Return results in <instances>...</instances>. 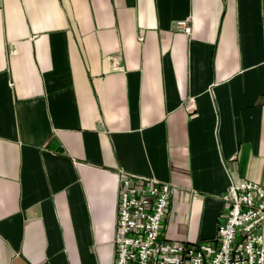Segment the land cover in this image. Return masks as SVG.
I'll return each instance as SVG.
<instances>
[{"label": "crops", "instance_id": "obj_1", "mask_svg": "<svg viewBox=\"0 0 264 264\" xmlns=\"http://www.w3.org/2000/svg\"><path fill=\"white\" fill-rule=\"evenodd\" d=\"M119 169L169 242L264 187V0H0V264H113Z\"/></svg>", "mask_w": 264, "mask_h": 264}, {"label": "built area", "instance_id": "obj_2", "mask_svg": "<svg viewBox=\"0 0 264 264\" xmlns=\"http://www.w3.org/2000/svg\"><path fill=\"white\" fill-rule=\"evenodd\" d=\"M178 28L191 33L188 21ZM193 113L194 99L187 103ZM113 264H264V187L231 181L213 240L169 242L161 237L174 198L173 183L119 169Z\"/></svg>", "mask_w": 264, "mask_h": 264}]
</instances>
